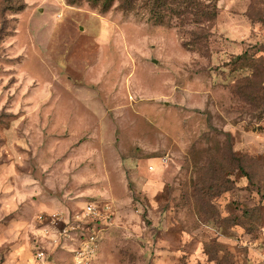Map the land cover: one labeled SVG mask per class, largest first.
I'll return each instance as SVG.
<instances>
[{"label": "rangeland", "instance_id": "374dc122", "mask_svg": "<svg viewBox=\"0 0 264 264\" xmlns=\"http://www.w3.org/2000/svg\"><path fill=\"white\" fill-rule=\"evenodd\" d=\"M71 1L0 0V264H264V0Z\"/></svg>", "mask_w": 264, "mask_h": 264}, {"label": "trees", "instance_id": "16d2710c", "mask_svg": "<svg viewBox=\"0 0 264 264\" xmlns=\"http://www.w3.org/2000/svg\"><path fill=\"white\" fill-rule=\"evenodd\" d=\"M89 1L93 6H99L103 11H106L113 3V0H87ZM129 0H122V7L127 8ZM151 1V9L152 12H154V17H156L159 24H162L164 21L165 13L174 14L176 16L183 15L184 13L191 14L194 18L193 21L197 24H210L212 21H214L217 17V5L216 0H149ZM70 2H72L70 0ZM15 3H11L10 5H14ZM208 31H206L205 34L196 36V38H205L209 36ZM248 54L246 51H244L241 54L235 55L234 61H242L246 63L247 66H249L251 69H253L250 65H248ZM231 62H225V65H229ZM236 68H242V64L239 65V67ZM262 73L259 68H256L255 76L261 77ZM253 78L257 82H253L251 79ZM240 82L237 84V88L243 92L245 95L246 93H249L251 88L256 87L257 84L264 83V78L257 79L254 77V71L253 75L245 76V78L239 79ZM238 167V166H237ZM241 169V168H240ZM245 175V174H244ZM246 176V175H245ZM247 177V176H246ZM248 178V177H247Z\"/></svg>", "mask_w": 264, "mask_h": 264}, {"label": "built area", "instance_id": "2783aa9c", "mask_svg": "<svg viewBox=\"0 0 264 264\" xmlns=\"http://www.w3.org/2000/svg\"><path fill=\"white\" fill-rule=\"evenodd\" d=\"M88 212H92L91 206L88 207Z\"/></svg>", "mask_w": 264, "mask_h": 264}]
</instances>
